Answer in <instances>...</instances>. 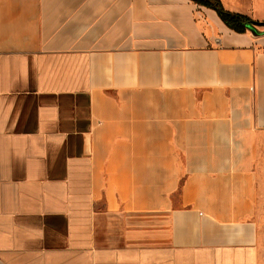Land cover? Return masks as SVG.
Here are the masks:
<instances>
[{
	"label": "crops",
	"instance_id": "obj_1",
	"mask_svg": "<svg viewBox=\"0 0 264 264\" xmlns=\"http://www.w3.org/2000/svg\"><path fill=\"white\" fill-rule=\"evenodd\" d=\"M263 144L264 42L215 10L0 0V264H264Z\"/></svg>",
	"mask_w": 264,
	"mask_h": 264
},
{
	"label": "rangeland",
	"instance_id": "obj_2",
	"mask_svg": "<svg viewBox=\"0 0 264 264\" xmlns=\"http://www.w3.org/2000/svg\"><path fill=\"white\" fill-rule=\"evenodd\" d=\"M225 3L229 6L236 5V9L242 13L249 15L254 19L264 21V0H240L239 2L236 0H225ZM247 32L252 39L262 40V42H264V26L253 27ZM262 153L264 156V146L262 148ZM259 190L260 193L256 204L255 219L258 221L264 232V176L262 177Z\"/></svg>",
	"mask_w": 264,
	"mask_h": 264
},
{
	"label": "trees",
	"instance_id": "obj_3",
	"mask_svg": "<svg viewBox=\"0 0 264 264\" xmlns=\"http://www.w3.org/2000/svg\"><path fill=\"white\" fill-rule=\"evenodd\" d=\"M201 6L213 9L224 24L237 33H246L253 27H262L264 22L252 19L249 16L228 11L220 0H191Z\"/></svg>",
	"mask_w": 264,
	"mask_h": 264
}]
</instances>
